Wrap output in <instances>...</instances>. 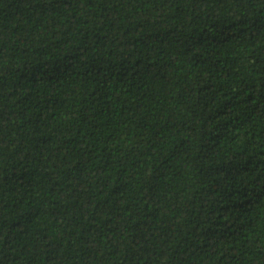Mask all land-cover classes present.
Returning <instances> with one entry per match:
<instances>
[{
	"label": "trees",
	"instance_id": "trees-1",
	"mask_svg": "<svg viewBox=\"0 0 264 264\" xmlns=\"http://www.w3.org/2000/svg\"><path fill=\"white\" fill-rule=\"evenodd\" d=\"M0 264H264V0H0Z\"/></svg>",
	"mask_w": 264,
	"mask_h": 264
}]
</instances>
